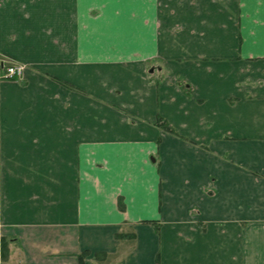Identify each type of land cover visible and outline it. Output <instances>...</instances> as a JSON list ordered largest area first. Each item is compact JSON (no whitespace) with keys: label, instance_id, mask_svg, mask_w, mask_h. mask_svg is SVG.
<instances>
[{"label":"crops","instance_id":"crops-1","mask_svg":"<svg viewBox=\"0 0 264 264\" xmlns=\"http://www.w3.org/2000/svg\"><path fill=\"white\" fill-rule=\"evenodd\" d=\"M0 236V264H264V0H0Z\"/></svg>","mask_w":264,"mask_h":264},{"label":"built area","instance_id":"built-area-1","mask_svg":"<svg viewBox=\"0 0 264 264\" xmlns=\"http://www.w3.org/2000/svg\"><path fill=\"white\" fill-rule=\"evenodd\" d=\"M26 66L22 63L4 58L1 60V77L21 81L24 78Z\"/></svg>","mask_w":264,"mask_h":264},{"label":"trees","instance_id":"trees-1","mask_svg":"<svg viewBox=\"0 0 264 264\" xmlns=\"http://www.w3.org/2000/svg\"><path fill=\"white\" fill-rule=\"evenodd\" d=\"M158 122L161 125L165 123L164 121H162L161 118H159ZM165 127H166L167 130L175 132L173 127H171L170 125H165ZM120 206H121V208L124 207L122 201L120 202ZM156 229L158 230V227H156ZM9 252H10V250H9V240H8V238H6L4 236H0V259L6 260L8 258V256H9ZM83 257H84V255L80 256L81 263H83V261H84Z\"/></svg>","mask_w":264,"mask_h":264}]
</instances>
